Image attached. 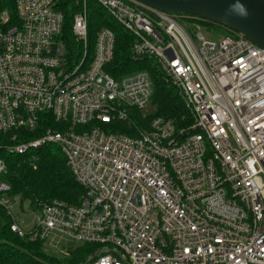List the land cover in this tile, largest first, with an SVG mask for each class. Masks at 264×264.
<instances>
[{"label": "built area", "instance_id": "1", "mask_svg": "<svg viewBox=\"0 0 264 264\" xmlns=\"http://www.w3.org/2000/svg\"><path fill=\"white\" fill-rule=\"evenodd\" d=\"M57 1L16 0L13 24L0 14V205L11 231L64 255L68 243L99 244L90 264H264V45L192 14L95 0L132 34V57L156 61L191 119L179 128L155 116L143 127L132 110L149 116V72L107 71L115 34L103 27L91 48L89 0H76L72 30L83 51L75 58ZM184 19L228 33L210 38ZM51 117L61 130L29 137ZM49 144L60 146L84 193L78 204L31 206L26 223L2 180V153Z\"/></svg>", "mask_w": 264, "mask_h": 264}, {"label": "trees", "instance_id": "2", "mask_svg": "<svg viewBox=\"0 0 264 264\" xmlns=\"http://www.w3.org/2000/svg\"><path fill=\"white\" fill-rule=\"evenodd\" d=\"M56 9L64 14L61 38L68 52H72L75 58H78L82 55L83 48L74 37L72 25L75 14L80 10L79 4L76 0H58ZM3 12L9 15L10 23L17 22L16 0H0V14ZM88 14L91 48L95 44L98 32L103 27L110 28L115 34L114 58L107 66V71L114 77H120L127 73L146 70L152 78L154 86L152 102L156 107V112L144 120L138 111L132 110L135 124L146 127L153 117L163 116L172 119L179 128L189 125L191 119L177 89L167 80L156 61L149 58L135 60L132 57L134 42L132 34L95 0H89ZM194 21L203 27L210 26L215 31L223 30L226 34L228 33L225 29L208 22L195 19L183 20L188 26ZM50 125L61 130L63 124L56 123L51 117V121L44 120L42 128L36 133L29 134V137L40 136L42 131ZM92 125L94 124L78 126L75 129H86ZM129 127L127 124H117L114 128L133 135ZM2 155L7 164L2 180L10 186L9 195L19 197L22 204L23 201H28L32 207L37 208L54 200L69 204L80 202L84 189L68 166L67 158L60 146L49 144L24 154L3 152ZM11 223V216L0 205V264H87L90 257L101 252L99 244L72 243L68 255L51 253L46 250L48 247L43 240L32 241L29 237H22L12 232Z\"/></svg>", "mask_w": 264, "mask_h": 264}, {"label": "water", "instance_id": "3", "mask_svg": "<svg viewBox=\"0 0 264 264\" xmlns=\"http://www.w3.org/2000/svg\"><path fill=\"white\" fill-rule=\"evenodd\" d=\"M168 13H186L264 45V0H137ZM90 260L87 264H90Z\"/></svg>", "mask_w": 264, "mask_h": 264}, {"label": "rangeland", "instance_id": "4", "mask_svg": "<svg viewBox=\"0 0 264 264\" xmlns=\"http://www.w3.org/2000/svg\"><path fill=\"white\" fill-rule=\"evenodd\" d=\"M205 30V34L206 36L208 37H218L222 34H226L225 31L221 30V31H215L213 30L210 26H205L204 29ZM222 32V33H221ZM134 63V62H133ZM133 63L131 64V66L133 65ZM156 112V107L155 105L153 104V102L151 101L147 107V109L143 112L145 113L146 115H152L153 113ZM23 208H24V211H23V219L25 220L26 223H29L30 221H32L34 219L32 213H31V205L28 201H23ZM57 238V237H55ZM66 241H62V244L61 245H65ZM72 245V243H68L67 246H68V250H69V247ZM47 248V247H46ZM47 251L51 252V253H56V254H61V255H64L63 253H61V251L59 250V248H56V249H53V248H47L46 249Z\"/></svg>", "mask_w": 264, "mask_h": 264}]
</instances>
